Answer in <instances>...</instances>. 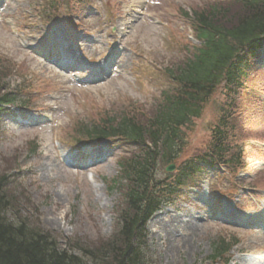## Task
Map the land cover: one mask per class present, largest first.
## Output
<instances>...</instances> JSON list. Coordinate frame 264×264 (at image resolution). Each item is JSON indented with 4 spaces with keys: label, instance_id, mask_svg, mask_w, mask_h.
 <instances>
[{
    "label": "rangeland",
    "instance_id": "374dc122",
    "mask_svg": "<svg viewBox=\"0 0 264 264\" xmlns=\"http://www.w3.org/2000/svg\"><path fill=\"white\" fill-rule=\"evenodd\" d=\"M205 2L209 0H90L74 20L80 25L67 20L65 5L61 23L49 28L39 16L49 0H0L4 9L0 59L10 66V86L24 82L23 95L30 97L33 106L30 113L12 105L1 114L0 172L19 174L16 196L21 213L53 232L63 246L91 244L111 236L119 193L110 188L109 180L118 172V154L131 148L117 144L111 156L96 163L98 155L89 147L73 149L75 123L130 107L132 100L151 102L173 86L164 67L187 55L183 52L190 46L187 41L199 44L180 34V27H188L179 9H201ZM165 33L172 40L164 41ZM173 33L180 45L174 43ZM46 38L71 46L76 71L62 70L45 59L44 54H50L41 45ZM260 74L263 86L252 80L250 95L246 91L241 98L245 105L232 140L237 147L249 145L250 166L232 177L223 167L200 165L190 184L206 180L205 194L199 192L201 186L185 188L186 195L164 205L149 220L147 264H220L209 258L213 241L233 232L241 242L231 251L229 264H264V227L258 226L264 223V143L255 140H264V91H259L264 90V72ZM225 102L219 89L201 117L184 128L186 141L178 164L204 150ZM94 103L98 110L93 107L86 114ZM31 142L40 145L36 153L30 151ZM160 169L167 171L165 165ZM176 169L170 173L174 175ZM239 206L246 208L235 216L236 225L226 227L214 219L216 214L229 218L228 210L242 209Z\"/></svg>",
    "mask_w": 264,
    "mask_h": 264
},
{
    "label": "trees",
    "instance_id": "16d2710c",
    "mask_svg": "<svg viewBox=\"0 0 264 264\" xmlns=\"http://www.w3.org/2000/svg\"><path fill=\"white\" fill-rule=\"evenodd\" d=\"M194 14L196 36L202 43L182 61L164 67L173 86L162 91L159 100L132 101L130 107L89 119L76 129L75 139L120 136L142 150L119 161L120 171L112 178L110 188L119 193V199L111 236L91 244L63 246L53 232L21 213L16 196L21 183L19 174L6 169L0 172V264H147L148 220L178 194L187 177L196 171L197 160L213 165H244V149L232 140L245 105L241 98L250 86L249 58L264 43V0L211 4ZM9 67L1 58L0 102H14L23 92L21 85L9 87ZM219 89L229 102L219 111L210 141L197 159L179 166L173 184L166 182L167 178L165 181L158 174L159 166L180 157L186 141L184 128L201 117ZM30 144L31 153H35L38 144ZM236 242L215 239L213 258H224Z\"/></svg>",
    "mask_w": 264,
    "mask_h": 264
},
{
    "label": "water",
    "instance_id": "95a60500",
    "mask_svg": "<svg viewBox=\"0 0 264 264\" xmlns=\"http://www.w3.org/2000/svg\"><path fill=\"white\" fill-rule=\"evenodd\" d=\"M174 168V165H170L169 167H168V169H173Z\"/></svg>",
    "mask_w": 264,
    "mask_h": 264
}]
</instances>
